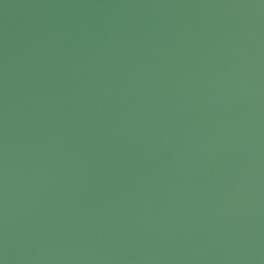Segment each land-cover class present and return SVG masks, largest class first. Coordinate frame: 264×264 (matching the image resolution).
<instances>
[{"label":"water","instance_id":"obj_1","mask_svg":"<svg viewBox=\"0 0 264 264\" xmlns=\"http://www.w3.org/2000/svg\"><path fill=\"white\" fill-rule=\"evenodd\" d=\"M0 264H264V0H0Z\"/></svg>","mask_w":264,"mask_h":264}]
</instances>
